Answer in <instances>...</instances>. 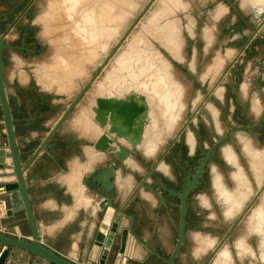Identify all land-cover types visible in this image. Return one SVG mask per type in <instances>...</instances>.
<instances>
[{
  "label": "rangeland",
  "instance_id": "1",
  "mask_svg": "<svg viewBox=\"0 0 264 264\" xmlns=\"http://www.w3.org/2000/svg\"><path fill=\"white\" fill-rule=\"evenodd\" d=\"M7 1L12 2V4L7 5L8 9L13 7L12 18L21 14L18 17H21L18 28L28 29V36L22 43L21 35L18 32L11 40L5 37V42L11 47L3 51V59L5 57L8 59L11 54L14 55L20 69H23L27 64H32L35 77L37 72H42L40 68L45 67L47 72L43 76L46 83L45 89L50 91L52 95H54V91L59 94L72 91L70 94L74 97L94 74L99 64L112 50L117 40L123 35L148 0H78V5L76 0H20L17 5L16 0ZM68 3L74 4V6L68 5ZM104 4L107 6H104L105 9ZM112 4L115 6H112ZM111 6L115 8L111 9ZM72 7H74L76 14H73ZM100 9L108 15L111 14L110 17L104 14L103 11L100 12ZM70 10L72 11L71 14L69 13ZM90 12L93 13V17ZM67 13L69 16L73 15L69 17ZM98 14L101 15L100 20L97 19L100 17ZM103 15L110 21L103 20ZM84 16H87L88 19ZM84 19L87 21L85 22ZM27 20L29 22H26ZM88 21L92 23H89V25L87 24ZM169 21H173V24L172 22L170 24ZM100 22H103L104 27L99 24ZM174 23L175 26H173ZM92 25H94L93 29H91ZM152 25L155 26V29L151 27ZM0 26L1 30L5 31L3 22H0ZM79 26H82V28L80 27L81 30H79ZM98 26L100 29H98ZM160 26L166 28L169 26L168 29H171L172 35L168 37L175 44L174 54L164 48V40L160 38L163 28L161 29ZM157 27L158 29H156ZM254 29H257L256 34H253ZM78 30L82 33L75 32ZM152 30L159 31L157 33L160 36L154 31L151 32ZM92 31L93 34L95 33L94 35H91ZM89 32L91 33L89 34ZM152 33L155 35H152ZM81 37H84V39H81ZM136 41H139V43ZM135 43L139 44L140 49L150 47L157 58L164 63L170 81L174 84L175 89H178L176 90L179 97L177 106L172 113L169 111L171 114L166 112L165 109V97L162 94L164 91L162 88L161 90L159 87L155 88L146 75V77H142V75L140 78V82L142 81L141 83L144 84L139 83V81L132 84L133 80H130L132 78L125 77L129 72L123 70V67L129 66L132 60L135 59L134 52L138 49ZM144 43L148 47H145ZM23 48L37 51L26 53ZM132 67L134 68V64ZM134 73L137 72L134 71L132 75ZM120 77L126 79L127 83H131L130 87L132 89L129 87V90H133L132 86L134 85V90L140 89V91L143 90V92H148V94L154 96L156 104L162 110L161 113H164L163 116H166L167 113L165 118L169 122L177 121L174 128L165 129L163 132L160 125L154 124L158 118H156V112L154 111L150 115L149 119L153 124L148 128L145 146L141 149L137 147L140 163L135 159L133 160L137 181L143 176H147V169L153 165L159 154L166 149L173 139L176 141L172 150H176L178 146H181L184 153L188 154L190 146L186 142L185 134L188 130L194 140L191 149L195 147L196 133H198L202 136V147L206 151L217 139L225 135L227 127L252 126L258 118L251 110V100L240 92L239 86L248 77L252 83L251 89L253 92L256 94H258V91L264 92V86L262 85L264 83V0H155L85 92L82 101H79L80 104L73 114V123H79L84 129L82 130L83 133L87 134V130L90 133L87 125L91 124L90 108L94 104L95 96L119 97L122 92L124 95L125 92L129 91L126 88H121L123 79L120 80ZM254 83H257V85ZM143 88L148 89V91ZM219 89L221 95H218L217 91ZM151 90H157L161 95L159 93L156 95L157 92L154 93ZM259 105L263 110L264 99L258 95V98L254 99V109L257 112L260 110ZM198 106L201 109L196 110L194 113L195 107ZM209 106L213 107L214 113ZM59 108L61 109L62 106H59ZM188 115H192L193 120L186 124ZM86 116L89 120L85 119ZM168 118L174 119L169 120ZM149 119H146L147 124ZM83 120H86L87 124H84ZM96 131V126L92 125V136L94 135L93 132L96 133ZM246 143L250 150L255 151V154L262 153L264 155V125L255 131L233 132L232 136L217 148L214 162H210L207 166L205 189L199 190L191 197L192 204L199 203L207 205L209 208L211 202L208 198H210L212 204L216 207L214 206V212L210 210L207 214L210 217L219 214V224L215 221L213 228L211 226L209 228L201 227L207 224L206 221H201L199 226L203 229H198L200 233L194 238L195 244L191 245L193 252L198 248L199 252L200 249L202 252L206 251L203 255L212 253L257 192L256 179L258 173L257 168L254 166L255 157L246 152L248 151L245 146ZM156 146L158 149L152 155ZM147 148L150 150H147ZM226 148L233 153L235 161L227 159L224 153ZM143 152L152 156L148 157ZM166 158L170 161L171 157L167 154ZM165 164V162L160 163L158 165L159 172L156 173L164 172L167 173V176L175 179L172 172L174 170L177 173L179 172L174 167L172 172L168 171L167 165L165 169ZM235 172L244 174L249 182V189H251V195L237 205L229 201L225 195L219 193L221 191L218 190L215 183V180H217L223 189L230 192L234 191L238 188V180L234 176ZM260 174L263 175L262 181L264 183V163ZM147 180L152 185L154 179L148 177ZM260 196L219 248L228 249L227 252L230 257L231 255H245L248 264H264V224L250 223L251 209L260 202ZM233 204L238 207L233 206ZM237 208H239L238 211ZM254 227L257 229H254ZM197 237L210 238L214 240V244L210 246L211 248L202 249ZM175 238L177 239L176 235L173 236L172 242ZM241 243L242 245H240ZM246 247H248V250ZM218 250L214 255L217 254ZM198 251L196 252L198 253Z\"/></svg>",
  "mask_w": 264,
  "mask_h": 264
},
{
  "label": "crops",
  "instance_id": "2",
  "mask_svg": "<svg viewBox=\"0 0 264 264\" xmlns=\"http://www.w3.org/2000/svg\"><path fill=\"white\" fill-rule=\"evenodd\" d=\"M19 1L16 0V5ZM10 3L12 4L7 0H0V19L4 23L3 29H9L14 24L6 39H13L18 32L22 43L28 36V29L18 28L21 22V17H18L21 14L12 18L13 7L7 8ZM34 51L37 50L30 49L27 52ZM4 59V86L12 117L15 119V135L22 154V163L25 164L75 96L72 97L70 94L72 91L62 94L54 91L52 95L45 89L46 83L43 80V76L47 73L45 67L40 68L42 72L39 69L40 72H37L35 77L32 64H27L20 69L14 55L11 54L8 59L6 57ZM254 84L257 85V83ZM262 85L264 86V83ZM251 88L252 83L248 77L239 86L240 92L251 100V110L258 117L255 125L264 113V109L262 110L259 105L260 110L257 112L254 109V99H257L258 95L264 99V92L258 91L256 94ZM82 99L83 97L80 102ZM80 102L51 138L52 148L40 152L24 172L42 242L71 261L80 264H96L102 252L101 248L93 244L94 235L103 215L98 204L108 193L109 220L119 218L120 221L118 235L113 239V248L105 252L108 254L105 264H164L159 257L145 249L137 239L146 243L161 258L168 259L176 241L175 238L172 242L173 236L177 237L179 204L165 199L164 192L158 187H154L153 190L136 191L137 178L133 161L135 150L130 152L125 161L117 162L107 152L94 149L96 140L104 130L97 128L92 113L91 124L87 125L90 133L88 130L87 134L83 133V127L79 123H73V114ZM59 106L62 108L60 109ZM85 119L89 120L88 117ZM83 122L87 124L86 120ZM263 122L261 126L264 125ZM92 125L96 126L97 130L96 135L93 136ZM250 141L253 144L251 139ZM5 145V130L0 109V149ZM135 149L137 150V147ZM5 151L7 153V149ZM111 163L114 165L113 186L111 190H107L101 184L102 179H93V176ZM4 165L5 167L0 169V185L14 181L7 157ZM234 174L237 176L239 172ZM3 197L13 213L0 220V231L28 239L29 226L24 210L19 207L20 201L16 193L9 192ZM210 210L214 212V207L209 208L199 203L188 204L185 239L174 259V264H204L210 256L203 255L206 251L198 255L197 250L195 253L191 248L195 242L194 238L200 233L198 229L209 228V226L213 228L215 221L219 224V214L215 212L217 216L210 217L207 214ZM201 221L207 222L206 225L201 226L203 228L199 226ZM124 228L129 232L125 252L119 253V235ZM216 257L217 255H214L208 264H248L245 255H231L223 262H216ZM5 264L44 263L41 259L24 251L11 249Z\"/></svg>",
  "mask_w": 264,
  "mask_h": 264
},
{
  "label": "water",
  "instance_id": "3",
  "mask_svg": "<svg viewBox=\"0 0 264 264\" xmlns=\"http://www.w3.org/2000/svg\"><path fill=\"white\" fill-rule=\"evenodd\" d=\"M155 0H148L147 3L143 6L141 11L138 13L136 18L132 21L129 27L125 30L123 35L116 42L112 50L105 56L103 61L99 64V67L94 72V74L89 78L87 83L83 86L80 92L75 96L72 102L68 105L66 110L60 115L57 121L54 123L50 131L44 137L43 141L34 149L29 161L25 164L22 163V154L20 152L16 135H15V119L12 117L11 108L7 99V94L4 86V59L3 51L9 46L5 42V37L9 33L11 27L5 31L1 30L0 26V109L2 113V124L5 130L6 145L4 148L0 149V169L5 167L6 157L9 159V165L12 168V174L14 176V181L5 183L3 186L5 192H15L18 200L20 201L19 207L24 210L25 217L29 226V237L28 239L21 237L20 235H9L0 231V264H5L6 258L9 255L11 249L24 251L36 258L41 259L44 264H80L78 262L71 261L66 257L56 253L49 247H47L41 240L38 226L35 221L34 212L32 209L31 199L28 192V186L24 179V172L30 163L42 152L44 149H51L50 144L51 138L55 135L56 131L60 125L67 119L73 108L81 100L85 92L97 78L102 69L106 64L111 60L116 51L120 48L122 43L143 17L145 12L153 4ZM1 22V19H0ZM257 33V29H254L253 34ZM200 106L197 107V111L200 110ZM92 111L94 113L93 121L103 129V133L98 137L94 144V149L97 151L107 152L110 156L114 157V160L117 162H123L126 160L130 152L134 150L142 141L143 132L146 122V112L147 104L145 97L136 93H129L124 97H105L97 96L95 97V104L92 106ZM193 116L188 115L186 124L190 123ZM264 119V113L261 115L260 119L255 125L252 126H236V127H227L226 133L222 138H219L214 142L210 149L207 152H204V157L201 159V163L198 166V172L194 174L191 182L186 183V187L181 190V192H176L169 189L160 179L157 180L159 189L165 192L167 195H174L179 200V222H178V232L177 239L174 244V248L168 257V259L161 258L156 252L151 250L149 246L142 242L140 239H137L145 249L149 250L152 255L159 257L164 264H174V259L177 256L180 247L185 239V221L187 214V196L189 192L195 187L198 183V177L201 176L203 169L207 161L211 158L214 151L221 146L229 137L232 136V133L235 131H252L259 128L262 125ZM185 127V125H184ZM182 128V130L184 129ZM120 139H124L129 146L125 147L119 142ZM7 149V153L5 151ZM113 163L109 166L103 168L101 171L97 172L93 179H102L101 184L107 190H111L113 183L112 179L114 176ZM152 171V169L150 170ZM264 189L263 185L257 189L256 194L253 198L247 203L243 211L240 213L236 221L226 232L223 239L219 242L216 248L213 250L211 255L206 259L204 264H208L209 261L214 256L215 252L223 244L224 240L229 236L233 228L238 224V222L243 218L247 211L251 208L255 200L260 196ZM110 197L108 193L103 196V199L98 204L100 211L103 213L101 221L99 223L98 229L94 235L93 244L102 249V252L99 254L96 264H105L108 259V254L113 248V239L118 235V226L120 219H115L113 221L109 220L105 222V219L108 217L107 209L109 207ZM13 213L12 209H8L7 216ZM121 213H124L121 211ZM128 229L124 228L120 232V246L118 249L119 253L125 252L126 240L128 236Z\"/></svg>",
  "mask_w": 264,
  "mask_h": 264
},
{
  "label": "bare ground",
  "instance_id": "4",
  "mask_svg": "<svg viewBox=\"0 0 264 264\" xmlns=\"http://www.w3.org/2000/svg\"><path fill=\"white\" fill-rule=\"evenodd\" d=\"M77 1V2H76ZM75 2H76V4L79 2L78 0H76ZM65 2H67V1H65ZM68 2H72V1H68ZM89 3V2H88ZM112 3V2H111ZM70 3H68V5H69ZM75 4V5H76ZM101 4H103V3H101ZM70 5H72V6H74V4H70ZM78 5V4H77ZM104 6H106V4H104L103 5V7ZM112 6H115L114 4H112ZM111 6V9L112 8H115V7H112ZM71 7V6H70ZM107 7V6H106ZM106 7H104V9L106 8ZM69 8V7H68ZM73 8V14L75 13L74 12V7H72ZM77 8V7H76ZM99 8V7H98ZM100 8H102V7H100ZM110 8V7H109ZM109 8H107V9H109ZM72 10V9H71ZM69 11V13L71 14V12L72 11ZM91 10V9H90ZM99 10V9H98ZM110 10V9H109ZM67 11V10H66ZM92 11H93V9H92ZM94 11H95V8H94ZM93 11V12H94ZM101 11H103V13H104V10H102V9H100V12ZM68 12V11H67ZM115 12V11H114ZM91 14H92V17H93V13L92 12H90ZM112 13V12H111ZM68 14V13H67ZM72 14V15H73ZM76 14V13H75ZM102 14V13H101ZM104 14H106V13H104ZM110 14V13H109ZM113 14V13H112ZM72 15H70L69 16V14H68V16L69 17H71ZM82 15V14H81ZM87 15V14H86ZM98 15H100V14H98ZM106 15H108V14H106ZM105 15V16H106ZM111 15V14H110ZM110 15H108L109 17H110ZM80 16V15H79ZM95 16V15H94ZM84 17H86V19H88L87 18V16H84ZM83 17V18H84ZM96 17V16H95ZM99 17V16H98ZM103 17H104V15H103ZM102 17V18H103ZM108 17V18H109ZM116 17H117V15H116ZM115 16H114V18H116ZM100 18H101V15H100V17L99 18H97V19H99L100 20ZM105 19H107V18H103V20H105ZM111 19V18H110ZM99 20H98V22H99ZM107 20H109V19H107ZM112 20H114L113 18H112ZM172 20V19H171ZM84 21H85V19H84ZM87 21V20H86ZM85 21V22H86ZM90 21V20H89ZM88 21V23L87 24H89L90 22ZM92 21V20H91ZM110 21V20H109ZM167 22H168V20H167ZM166 22V23H167ZM170 22V21H169ZM172 22V24H173V21H171ZM171 22H170V24H171ZM92 23V22H91ZM90 23V24H91ZM94 23V22H93ZM103 23V22H102ZM102 23L100 22L99 24H101L102 25ZM176 23V22H175ZM175 23H174V25L173 26H175ZM72 24V23H71ZM78 24V23H77ZM89 24V25H90ZM85 25H86V23H85ZM84 25V26H85ZM88 25V26H89ZM101 25H99L100 27H101ZM167 25H169V24H167ZM74 26H76V25H74ZM93 26L94 25H92V28L91 29H93ZM96 26V25H95ZM99 26H98V29H100L99 28ZM172 26V25H171ZM171 26H170V28H171ZM80 27L82 28V26H79V30H81L80 29ZM102 27H104V25H102ZM101 27V28H102ZM153 29H155V26H151ZM165 27V26H164ZM163 26H160V28L162 29L163 28V30H161V33H163V34H161L160 33V35H161V39L162 40H164V48L167 50V51H169L171 54H174V52H175V44H174V42L171 40V38H169L168 36H171L172 35V33H171V29H168L169 28V26L166 28H164ZM71 28V27H70ZM94 28H96V27H94ZM73 29V28H72ZM77 29H78V27H77ZM84 29V28H83ZM82 29V30H83ZM98 29H97V31H98ZM156 29H158V27L156 28ZM174 29V28H173ZM175 29H177V27H175ZM71 30V29H70ZM75 30H76V28H75ZM75 31V32H81V31ZM95 30V29H94ZM93 30V31H94ZM84 31H86L85 29H84ZM83 31V32H84ZM90 31V30H89ZM93 31H92V33L91 32H89V34L91 33V35L93 34ZM155 32V33H157V32H159V31H157L156 32V30H152L151 32ZM74 32V33H75ZM173 32V31H172ZM71 33H73V32H71ZM77 33V34H78ZM82 33V32H81ZM86 33V32H85ZM101 33H102V30H101ZM95 34V33H94ZM93 34V35H94ZM72 35V34H71ZM79 35V34H78ZM88 35V34H87ZM152 35H155L154 33H152ZM157 35L158 36H160L158 33H157ZM85 36V35H84ZM157 38V37H156ZM69 39V38H68ZM72 39H73V37H72ZM81 39H84V37L82 38L81 37ZM76 40H77V38H76ZM90 40H91V38H90ZM119 40V39H118ZM117 40V41H118ZM160 40V39H159ZM166 40H168V41H166ZM67 41H69V40H67ZM83 41V40H82ZM85 41V40H84ZM89 41V40H88ZM144 41V40H143ZM136 42H138L139 43V41H136ZM83 43V42H82ZM136 44V46H137V51L136 52H134V56H135V59L134 60H132V62H131V64L128 66L127 65V67H123V70H125V71H127V76H125V77H130V78H132V79H130V80H133L132 81V84L133 83H135V82H137V81H139V83H141L140 82V78H141V76L142 77H148L149 79H150V83H152L153 85H154V87L155 88H157V87H159L160 88V90H161V88H162V90L164 91V92H162V94H164V97H165V109L167 110H165L166 112H168L169 114H171L172 113V111L174 110V108H176V106H177V102H178V94L176 93V90H178V89H175V87H174V84H172V82L170 81V77L168 76V74L166 73V67H165V65H164V63H162V61H161V59L159 60V58H157V55L155 54V53H153V51L150 49V47L149 48H145V49H140V47L137 45V43H135ZM141 44V43H140ZM145 44V45H144ZM143 45L146 47L147 45H146V43H144ZM75 46H76V43H75ZM148 47V46H147ZM73 49H75V48H73ZM77 51H79V50H77ZM79 53H80V51H79ZM177 55V54H176ZM77 62H78V60H77ZM133 64H134V68L132 67L133 66ZM134 71H136L137 73H134V75H132L133 74V72ZM129 74H130V76H129ZM146 75V76H145ZM123 78H124V76H122ZM137 77V79H135ZM123 78H119L120 80L121 79H123ZM136 80V81H135ZM118 83H119V81H118ZM117 83V84H118ZM116 84V85H117ZM122 86H121V88L123 89V88H126V89H128L131 85V83H127V81H126V79H123L122 80ZM129 84V85H128ZM141 84H144V83H141ZM119 85V84H118ZM151 85V84H150ZM152 85V86H153ZM120 86H118L119 88H120ZM135 86H137V85H135ZM143 87H144V85H142ZM117 87V88H118ZM133 87V90H129V91H127V92H125L124 93V95L122 94L123 92V90L120 92L121 93V95L119 96L118 95V93H117V95L119 96V97H117V98H121V97H124L125 95H127V94H129V93H131V91L133 92V93H136V94H139V95H143L144 97H145V100H146V104H147V112H146V119L148 118L149 119V117H150V115H152V113L155 111L156 112V120H157V123H154V124H156V125H160V128L162 129V131L164 132V130L165 129H172V128H174V126L177 124V121H174V122H169L165 117L167 116V113H166V116H163V114L161 113V108L159 107V105L158 104H156V102H155V97L154 96H152L150 93L148 94V92L147 93H145V92H143V90L142 91H140V89L138 90V89H136V90H134V85L132 86ZM131 88V87H130ZM140 88V87H139ZM152 88V87H151ZM132 89V88H131ZM143 89H145V88H143ZM145 90H147L148 91V89H145ZM144 90V91H145ZM118 91V90H117ZM116 91V92H117ZM151 91H153L154 93L155 92H157V90L156 91H154V90H151ZM119 92V91H118ZM218 95H221V90L219 89L218 91ZM152 93V92H151ZM158 93L159 92H157V94L156 95H158ZM153 94V93H152ZM160 94V93H159ZM123 95V96H122ZM155 95V94H154ZM161 95V94H160ZM97 96H100V95H97ZM163 96V95H162ZM105 97H107V96H105ZM108 97H115V96H108ZM161 97V96H160ZM159 98V97H158ZM159 99H161V98H159ZM163 99V98H162ZM160 101V100H159ZM158 101V102H159ZM160 103V102H159ZM94 104H95V99H94ZM93 104V105H94ZM92 105V106H93ZM92 106H91V108H90V112L92 113V115L94 116V113H93V111H92ZM164 107V106H163ZM162 107V108H163ZM210 108H211V110H212V112L214 113V110H213V107L212 106H209ZM196 110H197V108L195 107V109H194V113L196 112ZM169 111H171V113L169 112ZM175 111V110H174ZM163 112H164V110H163ZM157 114H158V116H157ZM173 115L174 116H176V114H174L173 113ZM170 117H171V115H170ZM169 120H171V119H174V118H168ZM192 120H193V118H192ZM96 125H97V123H95ZM152 124L153 123H151L150 122V119H149V123L147 124L146 122H145V127H144V132H143V138H142V141H141V143L138 145V148H144V146H145V141H146V135H147V132H148V128H149V126H152ZM97 128L98 129H100L101 131H103V129H101L100 127H99V125H97ZM187 131V130H186ZM101 134V133H100ZM186 134V142H187V144H189V146H190V148H193V142H194V140H193V137H192V134L191 133H189V130L187 131V133H185ZM94 135H96V133L94 134ZM119 142L122 144V145H125V146H129V144L124 140V139H120L119 140ZM149 144V143H148ZM147 144V145H148ZM153 144V143H152ZM245 144V143H244ZM247 144V143H246ZM150 145H151V143H150ZM246 147H247V150L248 151H246V152H249L250 153V155H252L253 157H255V167L257 168V186L260 188L261 187V185H262V183H263V181H262V179H263V175L262 174H260L261 173V169H262V167H263V163H264V155L262 154V153H256L255 154V151H253V150H250V147L248 146V144L247 145H245ZM149 147V146H148ZM152 147H153V145H152ZM151 148V147H150ZM157 149H158V147L156 146V148H155V151H154V153L152 154V155H154L155 153H156V151H157ZM147 150H150L149 148H147ZM191 150H194V149H191ZM143 151V150H142ZM225 156L227 157V159L229 160V161H235V156L233 155V153L228 149V148H226V150H225ZM143 154L144 155H146V156H148V157H151L152 155H147L145 152H143ZM251 157V156H250ZM8 161H9V159H8ZM125 161V160H124ZM159 169V168H158ZM237 175V174H236ZM235 176V175H234ZM14 177V176H13ZM236 178H237V180H238V188L237 189H235L234 191H232V192H230V191H227V190H225V189H223L222 188V186H221V184L217 181V180H215V183L217 184V188H218V190H220L221 192H219V193H222L223 195H225L226 197H227V199L229 200V201H231L232 203H236V205L239 203V202H241L242 200L244 201V199H247L250 195H251V189H249V182L246 180V178H245V176H244V174L242 173V172H239V175H237L236 176ZM258 187H257V189H258ZM4 191H5V188H4ZM217 191V190H216ZM220 196H222V195H220ZM223 197V196H222ZM226 202H227V200H226ZM230 203V202H229ZM243 204V203H242ZM235 204H233V206H235V207H238V206H236ZM242 207V206H241ZM235 209V208H234ZM238 209L239 208H237V211H238ZM229 210V209H228ZM231 211V210H230ZM109 215L110 214H108V217L105 219V222H108V220H109ZM249 222V221H248ZM250 223H252V224H256V225H258L259 223L262 225V224H264V189H263V191H262V193H261V196H260V202L255 206V207H253L252 209H251V214H250ZM249 225V224H248ZM248 227V226H247ZM257 227V226H256ZM260 227V226H259ZM258 227V228H259ZM252 228V227H251ZM248 229V228H247ZM254 229H257V228H255L254 227ZM249 230V229H248ZM251 230V229H250ZM253 231H255V230H253ZM261 231V230H260ZM262 232V231H261ZM263 233V232H262ZM263 235H264V233H263ZM197 239H198V241H199V243H200V246L202 247V249L203 248H209L210 246H212L214 243H213V241L214 240H212V239H210V238H207V237H197ZM243 241V240H242ZM240 243V242H239ZM238 243V244H239ZM244 243V242H243ZM237 244V245H238ZM246 244V243H245ZM244 244V245H245ZM240 245H242V243L240 244ZM243 245V246H244ZM199 246V245H198ZM243 246H241V247H243ZM247 246V245H246ZM224 247V246H223ZM245 247V246H244ZM211 248V247H210ZM247 248V250H248V247H246ZM198 249V248H197ZM196 249V250H197ZM245 249V248H244ZM249 249H250V246H249ZM227 250L228 249H224V248H221V249H219L218 250V252H217V257H216V262H223V261H225L226 259H229L230 258V256H229V254H228V252H227ZM246 250V249H245ZM244 250V251H245ZM198 251V250H197ZM229 251V250H228ZM251 251V250H250ZM202 251H201V249H200V252L198 251V253L197 254H199V253H201ZM196 253V252H195ZM246 253V252H245ZM249 253V252H248ZM251 253H253V252H251ZM264 255V254H263Z\"/></svg>",
  "mask_w": 264,
  "mask_h": 264
},
{
  "label": "flooded vegetation",
  "instance_id": "5",
  "mask_svg": "<svg viewBox=\"0 0 264 264\" xmlns=\"http://www.w3.org/2000/svg\"><path fill=\"white\" fill-rule=\"evenodd\" d=\"M23 49H24L23 51H25V52L29 51L25 48H23ZM196 137H197L196 138L197 140H196L195 145H194L195 146L194 150H191V148H190V151L188 152V154L184 153V150L181 146H178L176 148V150H172V147L176 141L175 139H173L169 143V145L166 147V149L159 154L158 158L154 161L153 165L147 169V176H143L141 179H138L136 191L141 190L142 188L153 190L155 186L159 188L157 180L160 179L169 189L176 191V192H181V190L186 187V183L192 181L194 174H196L198 172V166L201 163V159L204 157V152H207L211 147L210 146L209 149L204 151V149L202 147V142H201L202 136L200 134L196 133ZM195 148H196V150H195ZM134 150H135L134 158L137 162H139V155L137 153L138 149L137 150L134 149ZM216 150L214 151L211 158L207 161L201 176L198 177V180H197L198 183L189 192V194L187 196V202H186L187 206H188V204L191 203V197L194 193H197L199 190L202 191L203 189H205L204 187H205L206 169H207V166L210 162H214ZM167 154H169V156L171 157L170 161L168 160V158H166ZM162 162L166 163V165L168 167V171L172 172L173 167H174V169H176L179 172V173H177L175 170H174V172H172L175 175V179H172L171 177L167 176V173H164V172H162L160 174L156 173V172H159L158 165ZM151 169H152V171H150ZM148 177H152L154 179L152 185H150V183L148 182V180H147ZM164 195H165V199H168L169 201H175L178 204L180 203V200L176 196H174L172 194L167 195L165 192H164ZM208 199H209V202H211L210 208L214 207V204H212L213 203L212 200H210V198H208ZM209 255H211V253H209Z\"/></svg>",
  "mask_w": 264,
  "mask_h": 264
},
{
  "label": "built area",
  "instance_id": "6",
  "mask_svg": "<svg viewBox=\"0 0 264 264\" xmlns=\"http://www.w3.org/2000/svg\"><path fill=\"white\" fill-rule=\"evenodd\" d=\"M4 194H6L4 186L0 185V220L7 216V211L9 209L7 202L3 197Z\"/></svg>",
  "mask_w": 264,
  "mask_h": 264
}]
</instances>
